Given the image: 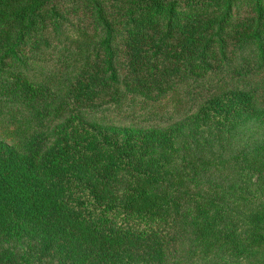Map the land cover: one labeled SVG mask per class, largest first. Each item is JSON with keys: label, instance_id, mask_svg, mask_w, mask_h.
Instances as JSON below:
<instances>
[{"label": "trees", "instance_id": "1", "mask_svg": "<svg viewBox=\"0 0 264 264\" xmlns=\"http://www.w3.org/2000/svg\"><path fill=\"white\" fill-rule=\"evenodd\" d=\"M0 264H264V0H0Z\"/></svg>", "mask_w": 264, "mask_h": 264}, {"label": "rangeland", "instance_id": "2", "mask_svg": "<svg viewBox=\"0 0 264 264\" xmlns=\"http://www.w3.org/2000/svg\"><path fill=\"white\" fill-rule=\"evenodd\" d=\"M0 139L4 140L5 142H7L8 144H14L15 140L12 139L11 134L8 132L6 133L5 131H3L2 129H0Z\"/></svg>", "mask_w": 264, "mask_h": 264}]
</instances>
